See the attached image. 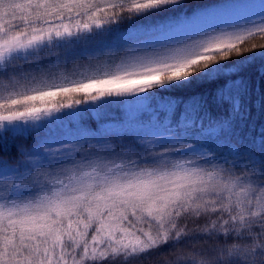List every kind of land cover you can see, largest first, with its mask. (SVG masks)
Here are the masks:
<instances>
[{"label":"snow or ice","instance_id":"6c2138e0","mask_svg":"<svg viewBox=\"0 0 264 264\" xmlns=\"http://www.w3.org/2000/svg\"><path fill=\"white\" fill-rule=\"evenodd\" d=\"M0 264H264V0H0Z\"/></svg>","mask_w":264,"mask_h":264},{"label":"rangeland","instance_id":"374dc122","mask_svg":"<svg viewBox=\"0 0 264 264\" xmlns=\"http://www.w3.org/2000/svg\"><path fill=\"white\" fill-rule=\"evenodd\" d=\"M81 65H83V61H80L79 62ZM72 69H73V65H69V67H68V72L66 73V75H68V77L71 79V78H73V71H72ZM29 69H27V68H25L24 69V71H28ZM61 71H62V69H61ZM81 73H84V74H87V75H91V71L90 70H88V69H86V67H81V68H79L76 72H75V78H81ZM173 259H175V257H173Z\"/></svg>","mask_w":264,"mask_h":264}]
</instances>
